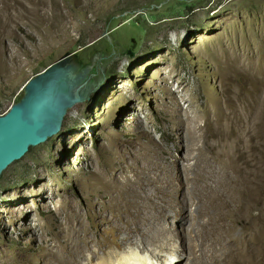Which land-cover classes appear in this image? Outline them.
<instances>
[{
    "label": "rangeland",
    "instance_id": "1",
    "mask_svg": "<svg viewBox=\"0 0 264 264\" xmlns=\"http://www.w3.org/2000/svg\"><path fill=\"white\" fill-rule=\"evenodd\" d=\"M207 9L208 14L216 16L214 22H207ZM175 33L177 43L170 39ZM211 41L224 51L234 46L241 72L247 67L246 49L252 48L255 70L252 89L245 74L233 79L238 98L231 109L232 118L236 111L241 121L231 120L220 133L224 140L232 137L235 141L220 148L234 154L228 174L233 188L230 204L236 210L223 262L264 264V75L260 72L264 63V0H0V115L19 102L31 78L66 54H74L73 62L79 70L88 68L85 81L89 85L87 98L67 111L60 131L29 148L1 173L0 207L6 206V195L31 189L33 181L42 175L47 186L54 184L67 190L93 237L98 230L92 228L94 219L88 204L95 201L99 209V197L103 195L97 194L100 188L106 185L116 191L113 177L120 176L116 162L109 159L108 134L114 139L145 134L147 130L137 124L140 117L148 124L156 149H179L169 135L172 117L168 104L162 101L166 100L165 91L153 84L150 70L140 72L137 68L143 66L144 59L165 61L166 56H172L167 64L172 74L171 90L186 108L188 104L180 98L182 88L187 86L188 92L192 91L194 111L198 112L200 99L194 77L209 99L217 98L221 91L220 73L212 67V60L205 59L210 48L207 42ZM121 93L133 98V111L137 110L138 116L131 114L130 101L118 99ZM228 94L225 91L222 95ZM123 109H127V123L119 124L115 116ZM203 125L200 119L198 126ZM158 152L147 155L150 172L165 164V157ZM177 164L179 170L181 162ZM28 196L32 218L44 223L48 213L38 206L39 199L33 201L34 196ZM216 213L220 218L226 208L219 206ZM60 217L64 220L65 214ZM8 228V248L0 235V250H7V256L1 254L0 258L18 264L17 253L25 250L32 256L35 242L12 224ZM112 235L106 232L108 240Z\"/></svg>",
    "mask_w": 264,
    "mask_h": 264
},
{
    "label": "bare ground",
    "instance_id": "2",
    "mask_svg": "<svg viewBox=\"0 0 264 264\" xmlns=\"http://www.w3.org/2000/svg\"><path fill=\"white\" fill-rule=\"evenodd\" d=\"M209 11L205 10V14ZM215 18L208 14L207 22H214ZM221 34L222 30L216 38ZM170 39L177 43L178 34H171ZM207 44L210 48L205 59L212 60V67L220 73L218 85L221 91L217 98L209 99L194 77L200 99L198 112L194 111L192 91L189 93L187 86L182 88L180 98L188 104L186 108L181 107L171 90L172 74L167 71V64L172 62V56H166L165 61L144 59L143 66L137 68L140 72L150 70L153 84L165 91L166 100L162 101L168 104L172 117L169 135L179 149L172 151L167 146L156 149L151 143L148 124L140 117H137V124L139 129L147 130L145 134L125 139H114L108 134L109 159L112 157L116 162L120 176L113 177L118 186L116 191L106 185L100 188L97 194L103 195L99 197V209H96L95 201L88 204L94 219L92 228L98 230L93 237L67 190L54 184L47 186L42 175L33 181L31 189L4 197L7 204L0 207L2 244L8 248L9 224L17 231L30 234L35 242L32 256L29 257L25 250L17 253L18 264H228L223 262V256L236 220L235 207L230 204L233 188L228 174L234 154H226L220 149L224 143L233 141L232 137L224 140L220 133L231 120L240 124L239 114L235 111L236 117L232 118L231 112L238 98L233 79L245 74L248 88L252 89L254 58L252 48L248 47L247 67L241 72L237 68L240 61L234 46L230 45L224 51L217 42ZM151 45L155 46V43ZM260 72L264 75V63ZM225 91L230 94L223 97ZM118 99L133 104V98L123 93ZM134 108L133 104L130 110ZM126 111L123 109L114 121L126 124ZM131 114L138 116L137 110ZM200 119L204 120L203 126H198ZM158 151L165 157V164L150 172L147 155ZM177 162H181L179 170ZM28 193L34 196L33 201L39 199L38 206L48 213L44 223L32 218ZM219 206L226 208L225 215L220 218L216 213ZM261 212L264 222V202ZM62 213L64 220L60 217ZM106 232L113 233L110 240L106 238ZM111 245L115 247L110 248ZM1 254L7 256V250H0ZM186 254L189 257L185 261L183 256ZM7 262L8 259L0 258V264Z\"/></svg>",
    "mask_w": 264,
    "mask_h": 264
},
{
    "label": "water",
    "instance_id": "3",
    "mask_svg": "<svg viewBox=\"0 0 264 264\" xmlns=\"http://www.w3.org/2000/svg\"><path fill=\"white\" fill-rule=\"evenodd\" d=\"M73 56L64 55L31 78L19 102L0 115V175L29 148L56 135L67 111L87 98L88 68L79 70Z\"/></svg>",
    "mask_w": 264,
    "mask_h": 264
}]
</instances>
